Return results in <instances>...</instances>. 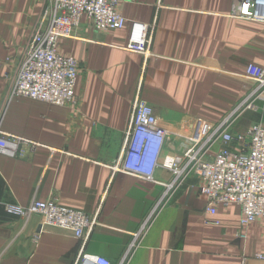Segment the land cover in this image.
Segmentation results:
<instances>
[{"label":"crops","instance_id":"crops-1","mask_svg":"<svg viewBox=\"0 0 264 264\" xmlns=\"http://www.w3.org/2000/svg\"><path fill=\"white\" fill-rule=\"evenodd\" d=\"M119 1L122 28L97 31L84 16L74 37L58 40L80 63L70 107L11 94L45 0H0V133L38 143L0 153V264H75L81 250L118 264L160 202L127 264H264V219L242 227L237 204L206 213L194 173L163 199L172 175L161 165L250 98L257 83L246 70L264 67V22L231 16L233 0ZM133 22L154 26L148 56L125 49ZM136 96L172 135L149 178L113 169ZM254 103L235 114L232 134L264 125V97ZM51 198L95 219L86 239L3 208Z\"/></svg>","mask_w":264,"mask_h":264},{"label":"built area","instance_id":"built-area-1","mask_svg":"<svg viewBox=\"0 0 264 264\" xmlns=\"http://www.w3.org/2000/svg\"><path fill=\"white\" fill-rule=\"evenodd\" d=\"M119 4V0H45L34 35L18 61L11 94L52 105L76 107L78 99L74 88L80 63L76 58L57 51L58 40L74 37L75 29L84 16L97 31L122 28L126 19ZM230 15L264 22V0H233ZM153 27L133 22L125 49L150 55ZM246 77L257 83L250 98L221 122L204 127L191 144L173 155H167L161 163L172 175L171 181L164 184L163 199L181 184L185 176L194 173L201 180L200 192L205 196L206 213L215 214L219 205L237 204L242 227L257 219H264V125L252 124L237 134L229 131L240 109H254L255 98L264 97V67L248 65ZM171 136L170 132L159 126L152 106L136 96L131 124L125 135L124 151L113 169L151 177L159 164L161 151ZM37 144L22 137L0 133V153L6 155H18L22 146L34 151ZM160 203L154 206L134 233L118 264L128 263L131 252L140 244ZM3 208L6 213L26 220L38 215L44 224L67 229L78 239H86V232L96 224L94 218L59 203L56 198L33 199L27 205L5 203ZM257 257L264 258V255L258 254ZM75 264L112 262L105 256H92L81 250Z\"/></svg>","mask_w":264,"mask_h":264}]
</instances>
